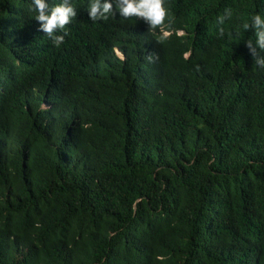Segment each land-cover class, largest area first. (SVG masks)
Here are the masks:
<instances>
[{
    "label": "trees",
    "instance_id": "trees-1",
    "mask_svg": "<svg viewBox=\"0 0 264 264\" xmlns=\"http://www.w3.org/2000/svg\"><path fill=\"white\" fill-rule=\"evenodd\" d=\"M71 3L57 47L0 0V264H264V0Z\"/></svg>",
    "mask_w": 264,
    "mask_h": 264
},
{
    "label": "clouds",
    "instance_id": "clouds-1",
    "mask_svg": "<svg viewBox=\"0 0 264 264\" xmlns=\"http://www.w3.org/2000/svg\"><path fill=\"white\" fill-rule=\"evenodd\" d=\"M165 0H90L88 18L93 22L107 20L110 16L115 17L118 12L124 19L138 18L143 19L150 29L164 26L168 18V9L164 6ZM34 11L37 13L35 20L40 23V30L43 31L53 43L59 47L64 43V37L68 34L66 26L77 16V11L73 7L71 0H61V3L51 7L45 0H32ZM232 11L226 9L225 13L218 17L217 24L223 25L226 19H230ZM245 31L254 30L256 48L264 52V17L259 14L253 15L250 22L243 24ZM221 34H225V29H219ZM63 32V35H56ZM253 57L258 55L256 48L253 47L251 39L245 42ZM149 60L152 57L149 56ZM255 65L264 69V58L256 59Z\"/></svg>",
    "mask_w": 264,
    "mask_h": 264
},
{
    "label": "rangeland",
    "instance_id": "rangeland-1",
    "mask_svg": "<svg viewBox=\"0 0 264 264\" xmlns=\"http://www.w3.org/2000/svg\"><path fill=\"white\" fill-rule=\"evenodd\" d=\"M119 54V53H118ZM120 55V54H119ZM121 56V55H120Z\"/></svg>",
    "mask_w": 264,
    "mask_h": 264
}]
</instances>
